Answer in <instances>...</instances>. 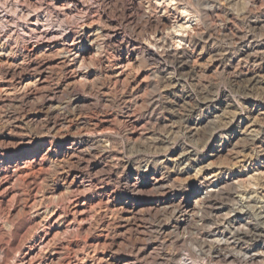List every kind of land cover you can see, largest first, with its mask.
Listing matches in <instances>:
<instances>
[{"label": "rangeland", "instance_id": "1", "mask_svg": "<svg viewBox=\"0 0 264 264\" xmlns=\"http://www.w3.org/2000/svg\"><path fill=\"white\" fill-rule=\"evenodd\" d=\"M143 1L0 0V264H101L103 257L114 264H209L199 246L204 240L176 233L171 212L160 211L162 191L149 193L159 179L184 199L222 187L223 197L209 202H223V215L244 211L237 218L246 228L252 220L246 214L264 207V60L239 56L252 43L264 50V0H183L190 17L181 18L193 22L183 34L164 31L168 50L150 41L158 25L149 22L148 8L157 0ZM162 1L155 3L159 15L168 6ZM129 16L141 23L128 22ZM85 23L110 39L99 41L103 51L89 50L81 71L87 79L78 80L60 69L55 53ZM117 28L121 40L109 36ZM131 46L139 50L136 64L119 79L117 59ZM181 52L190 59L184 70L174 63ZM40 70L47 77L42 85L36 82ZM245 77L256 80L249 86ZM66 85H75L77 96ZM183 114H191L190 123ZM197 123L200 132L190 133ZM75 174L86 178L88 191L70 183ZM129 177L145 184L143 193L126 187ZM69 197L78 204L75 213ZM120 203L144 211L127 226L122 220L132 215L116 212ZM38 214L47 218L43 226L33 223ZM207 215V228L215 227L219 219L210 210ZM107 222L118 232L105 231ZM166 226L172 229L163 232ZM252 245L247 240L241 248Z\"/></svg>", "mask_w": 264, "mask_h": 264}, {"label": "bare ground", "instance_id": "2", "mask_svg": "<svg viewBox=\"0 0 264 264\" xmlns=\"http://www.w3.org/2000/svg\"><path fill=\"white\" fill-rule=\"evenodd\" d=\"M9 1V0H7ZM13 1V0H12ZM128 1V0H127ZM153 1V0H151ZM157 1H162V0H157ZM157 1L155 3H157ZM165 1L168 6H171L172 8V3H175L176 6L174 8V10H171L170 7H166L164 6L163 9H164V13L163 15H159V12L158 10L160 11V9L154 4H152L150 2V7L148 8L149 9V12H148V20L149 22H151L150 20H154L157 22V25L158 27L161 26L162 27V30L163 31H159L158 30V27L157 29H155V31L152 33V40L151 41V44L156 48V49H167L168 47H172L170 46V42L171 40L168 38L169 35H167L164 31L165 30H172L174 29L173 31H176V33H182L183 32L185 33V31L187 29H189V27L191 26V22L192 21V18H188L187 21L183 22V17H184V14L186 15V17H190V13H189V10L188 8H186L185 6H183L184 4L186 3H182L183 0H163ZM162 1V2H163ZM16 3H19V1H15ZM126 2V0H125ZM129 2L133 5H135L137 2H144L143 0H129ZM160 2V3H162ZM23 3V2H22ZM21 3V4H22ZM147 3V2H145ZM164 3V2H163ZM164 3V5L166 4ZM20 4V3H19ZM128 4V3H127ZM148 4V3H147ZM159 4V3H158ZM166 4V5H167ZM170 4V5H169ZM174 4V5H175ZM142 5V3H141ZM143 6V5H142ZM149 6V5H148ZM159 7H162V6H159ZM147 8V7H146ZM145 9V8H144ZM162 9V8H161ZM209 9V8H208ZM139 10V9H138ZM144 11V10H143ZM192 12V11H191ZM143 13V12H142ZM132 14V13H131ZM130 14V15H131ZM162 14V13H161ZM194 14V13H192ZM134 15V14H133ZM182 16V18H181ZM68 17V16H67ZM92 17V16H91ZM139 17H142V16H139ZM144 17V16H143ZM196 17V16H195ZM194 17V18H195ZM100 18V17H99ZM89 19V18H88ZM92 19V18H91ZM125 19L130 22V23H136L138 20V18H134V16H129L128 18L125 17ZM145 19V18H144ZM144 19H140V20H144ZM97 20V18H96ZM95 20V21H96ZM102 20V19H101ZM148 20H145V21H148ZM95 21H92L93 23H96ZM100 21V20H99ZM124 21V20H122ZM144 21V22H145ZM84 22V21H83ZM86 22V21H85ZM105 22V21H104ZM141 23V21H138V23ZM100 23V22H99ZM137 23V25H138ZM97 24V23H96ZM106 24V22H105ZM111 24V23H110ZM98 25V24H97ZM95 25V26H97ZM136 25V26H137ZM142 25V24H141ZM101 26V25H99ZM107 26V25H106ZM109 26V25H108ZM107 26V27H108ZM111 26V25H110ZM140 26V25H139ZM144 26V25H143ZM153 26V25H152ZM81 27V26H80ZM104 27V26H103ZM101 28V27H100ZM109 28V27H108ZM115 28V27H114ZM119 28V27H118ZM118 28L117 29H114V31H112V33L109 35L110 37L112 38H115L117 40H121V33L118 31ZM136 28V27H135ZM138 28V27H137ZM141 28V27H140ZM99 29V28H98ZM107 29V28H106ZM105 29V30H106ZM121 28H119L120 30ZM144 29V28H142ZM253 29V28H252ZM153 30V29H152ZM81 33L75 38H73V41L70 42V43H66L62 45V47L58 50H56V60H58V66L60 67V69H66V70H70L69 73H72L73 74V77L75 79H87V76L85 75V72H83V68H86V63L88 61V57L90 56H87L89 50H91V48H93L94 46H97L98 48L101 49V45H98L99 41H102V38H104V30L98 32L97 30H94L93 28V25L92 24H83L82 28H81ZM109 32V31H108ZM142 32V31H141ZM104 33V34H103ZM139 33V32H138ZM144 33V32H142ZM170 34V32H169ZM174 34V33H173ZM172 34V35H173ZM123 36V35H122ZM175 36V35H174ZM107 38V37H106ZM109 38V37H108ZM107 38V39H108ZM149 38V37H148ZM105 39V38H104ZM105 39V40H107ZM110 39V38H109ZM151 39V38H150ZM176 39L179 40V43H182L183 39L182 38H177ZM109 41V40H108ZM125 41V40H124ZM144 41V40H143ZM170 41V42H169ZM206 41V40H205ZM105 42V41H104ZM122 42V41H121ZM140 42V41H138ZM239 43V42H238ZM101 44V43H100ZM137 44V43H136ZM172 44V43H171ZM103 45V43H102ZM138 45V44H137ZM243 45V44H242ZM244 47V48H243ZM241 50L239 51V56L240 57H244L247 59V61L249 62H257V61H263L264 60V50H263V47H261V45H256L254 43H252L251 45H244ZM96 48L97 52L96 53V57L99 55L98 54V51L99 49ZM140 48V47H139ZM145 48V47H144ZM153 48V47H152ZM155 49V50H156ZM95 50V49H94ZM102 50V49H101ZM143 50V49H142ZM168 50V49H167ZM171 50V49H170ZM103 51V50H102ZM147 51V50H146ZM154 51V50H153ZM152 51V53H153ZM35 52V51H34ZM169 52V51H168ZM184 52V51H183ZM186 52V51H185ZM30 53V56L32 55L33 53V50H30L29 51ZM101 53V52H100ZM128 53L129 55L125 58H120V59H117L118 62H117V66H116V70L117 71V78H122L124 76V73L125 71H127V69H129L130 67L133 68L132 66L135 63V58L134 56H138L139 54V50L138 48H135V46H131L128 47ZM182 53V52H181ZM187 53V52H186ZM51 54V53H50ZM172 54V53H171ZM49 55V54H48ZM148 55V54H147ZM152 55V54H151ZM173 55V54H172ZM176 55V53H175ZM227 55V54H226ZM93 56V55H92ZM100 56V55H99ZM158 56V55H157ZM160 56V55H159ZM221 56V55H220ZM52 57V56H51ZM140 57V56H139ZM151 57V56H150ZM166 57V56H165ZM168 57V56H167ZM174 57V55H173ZM227 57V56H226ZM94 58V57H92ZM119 58V57H118ZM138 58V57H137ZM54 59V58H53ZM96 59V58H94ZM93 59V60H94ZM151 59V58H150ZM90 60V59H89ZM222 60V59H221ZM174 61V60H172ZM91 63V62H90ZM89 63V64H90ZM178 68L180 70H184L188 64L190 63V59L189 57H186L185 55H176V59H175V62H174ZM94 64V62H93ZM225 65V64H223ZM89 66H93L92 63L91 65ZM47 67V66H46ZM58 67V68H59ZM90 68V67H88ZM177 68V69H178ZM39 69V68H37ZM48 69V68H47ZM87 69V68H86ZM31 70H34V69H31ZM37 71V70H36ZM35 71V72H36ZM82 71V72H81ZM45 72V71H44ZM43 71H38V75H37V78H36V82L39 83V85H42L44 84L46 81H47V77L45 75ZM66 72V71H65ZM195 72V71H194ZM181 74V73H180ZM183 75V74H182ZM185 76V75H184ZM36 77V76H34ZM33 77V78H34ZM57 78V77H56ZM35 79V78H34ZM30 80V79H28ZM58 80V79H57ZM256 80V77H245L244 78V81H246L248 83V85H252V83ZM79 82V81H78ZM87 82V81H86ZM243 82V81H242ZM31 83V82H30ZM28 83V84H30ZM68 84H71V83H68ZM37 85V84H36ZM67 87H71V85H66ZM75 85H73V87H71V92L73 93L74 97L77 96V90L74 88ZM46 87V86H45ZM76 87V86H75ZM50 90V89H49ZM52 91V90H51ZM64 91H66L64 89ZM70 91V90H69ZM45 92H48L45 90ZM54 92V90H53ZM68 92V91H67ZM16 93V91H15ZM130 94V93H129ZM72 95V94H71ZM25 97V96H24ZM31 97V96H30ZM73 98V96H72ZM185 98V97H184ZM23 99V98H22ZM75 98H73L74 100ZM35 100V99H34ZM52 100V99H51ZM78 100V99H77ZM107 100V99H106ZM28 101V100H27ZM33 101V100H32ZM31 101V102H32ZM75 102H77L75 100ZM212 102V101H211ZM226 102V101H224ZM210 103V102H209ZM204 104V103H203ZM191 109V108H190ZM195 109V108H194ZM177 110V109H176ZM181 110V109H180ZM186 111V110H185ZM189 112V111H188ZM193 111H191L192 113ZM196 112V111H195ZM199 112V111H198ZM179 113V112H178ZM179 115H182V114H179ZM184 115V114H183ZM193 115V114H192ZM177 116V114L175 115ZM127 117H128V121H130L131 123H134V119H135V116L133 115V113H131V111L127 112ZM126 117V118H127ZM193 117V116H192ZM180 118V116H179ZM183 122H185L186 124L190 123L191 122V114H188V115H184L180 118ZM179 120V119H178ZM180 122V121H179ZM175 124V123H174ZM196 125V124H195ZM201 124L197 123V126L193 127V126H190L188 127V130L190 133H193V132H197L200 130V126ZM172 126V125H171ZM170 126V127H171ZM219 128V127H218ZM215 129V128H214ZM172 131V130H171ZM188 132V131H187ZM200 132V131H199ZM193 133V134H195ZM198 133V132H197ZM192 134V135H193ZM198 135V134H197ZM154 140V139H153ZM152 144V143H151ZM150 144V145H151ZM157 146V145H156ZM89 151V150H88ZM114 151V150H113ZM75 152V151H74ZM110 152V151H109ZM65 153V152H64ZM70 151L67 152L65 154V156H69L70 155ZM185 155V154H184ZM73 156V155H71ZM70 156V157H71ZM81 158V157H80ZM69 159V157H68ZM64 161V160H62ZM61 161V162H62ZM68 161V160H67ZM66 162V160H65ZM125 162V161H124ZM71 163V162H70ZM120 163V162H119ZM26 164V163H25ZM56 165V164H55ZM126 167V166H125ZM99 168V167H98ZM121 168V167H120ZM129 169V168H128ZM97 170V169H96ZM101 170H104V169H101ZM113 170V168H112ZM100 172V170H98ZM108 171V170H107ZM95 172V171H94ZM98 172V173H99ZM111 172V171H110ZM107 174V173H106ZM124 174V173H123ZM136 174V173H135ZM108 175V174H107ZM112 175V174H111ZM121 175V174H120ZM127 175V174H126ZM123 176V175H122ZM167 176V175H166ZM169 176V175H168ZM108 177V176H107ZM70 177H65V181L67 182L69 180ZM72 182H70L72 185L74 184H78L79 183V186L83 189H87V187L85 186V182H86V178L85 177H82L78 174H75L73 177H72ZM115 178V177H114ZM117 178V177H116ZM124 178V177H123ZM122 178V180H123ZM162 178V177H160ZM164 179V177H163ZM114 180V179H113ZM154 180V179H153ZM168 180V179H167ZM88 181V180H87ZM115 181V180H114ZM117 181V180H116ZM119 182V180H118ZM123 182V181H122ZM126 182V187L134 192V193H141V191L144 189V186L145 184L140 182L139 179L137 177H129L127 179ZM152 182V181H151ZM66 184V183H65ZM70 184V185H71ZM120 184V183H119ZM208 184V183H207ZM209 184H212V183H209ZM216 184V183H215ZM149 186H151V189H149V193L152 192L153 194V191L150 192V190H155L157 189L158 192L159 190L162 191L161 192V195H163V199L162 200H159L158 203L159 205L161 206L160 208V211L163 210L164 211H170L172 216L174 218H172V216H170L172 219H174V223H173V226L172 228L176 231V233L178 232V234H180L181 236H183V234H191L193 236H191L192 238H194L195 240V236L200 239L201 238V241L202 239L204 240L203 242L200 243V247L202 249H206V251L208 252L209 254V264H227V263H231L234 261H238L240 262L241 264H264V207H259V209L257 210L256 208H254L256 211H255V214L252 215V214H246L248 216V219H252L250 220V222H248V227L246 228L244 224H241V222L245 219H243L241 216L237 218V215L238 214H243L244 211H237V207L236 209H233V210H236L237 211V214H235L233 217L230 216V215H223V210L224 208L221 207V204L220 203H223V202H220V203H211V201L209 202L210 198L211 197H217L218 195H222V187L220 188V190L218 191H215L216 193L215 194H211L209 193L208 191L207 192H202L200 194H197V195H194L192 198H189V199H184V198H181L178 194L176 193H173L174 190L172 186H170L169 184L165 183L162 179L160 180H156L155 182H153L152 184H150ZM228 186V185H227ZM70 187V186H69ZM77 187V186H76ZM92 187V186H90ZM125 187V186H124ZM225 187V186H223ZM78 188V187H77ZM89 189V188H88ZM88 189L86 191H88ZM92 189V188H91ZM82 190V189H81ZM70 191V190H69ZM156 191V190H155ZM225 191V190H223ZM231 191V189H230ZM237 191V189L235 190ZM84 192V191H83ZM238 192V191H237ZM133 193V194H134ZM143 193V191H142ZM148 193V192H147ZM232 193V192H231ZM234 193V192H233ZM132 195V194H131ZM136 195V194H135ZM227 195V194H226ZM234 196L236 195L233 194ZM231 196V195H230ZM109 197V195H108ZM223 197V195H222ZM71 198V197H69ZM73 198V197H72ZM69 199L68 203L70 202L71 204V207H73V212L77 211L75 210V208L78 206V204H76V202H74V199ZM220 198V197H219ZM218 198V199H219ZM256 198V197H255ZM109 199V198H108ZM138 199V198H137ZM222 199V198H220ZM228 199V198H227ZM231 199V198H230ZM245 200H247L246 198H244ZM254 199V198H253ZM76 200V199H75ZM212 200V198H211ZM217 200V198H216ZM235 200V199H234ZM252 200V199H251ZM110 201V200H109ZM114 201V200H113ZM255 201V200H254ZM156 202V201H155ZM218 202V201H217ZM228 202V201H227ZM234 202V201H233ZM247 202H251V201H247ZM34 203V202H33ZM114 203V202H113ZM129 203V202H128ZM128 203H120L118 206H115V211H126V213L128 212L130 215H132L131 217H128L126 219H119L120 221H124L126 223L127 226H129L131 223L130 221H133L134 220V216L135 215H138L139 213L143 212L141 210V212H138V210L135 208V206H132V207H128ZM208 203V204H207ZM226 203V202H225ZM229 203V202H228ZM244 203V202H243ZM69 204V205H70ZM80 204V203H79ZM135 204V203H134ZM207 204V205H206ZM251 204V203H250ZM253 204V203H252ZM68 205V206H69ZM115 205V204H114ZM133 205V204H132ZM137 205V204H136ZM140 205V204H139ZM223 205V204H222ZM238 205V204H237ZM40 206V205H38ZM67 206V207H68ZM85 206V205H84ZM246 206H249V205H246ZM251 206V205H250ZM253 207H256L255 205ZM69 208V207H68ZM233 208V207H232ZM247 208V207H246ZM39 209V208H38ZM71 209V208H70ZM228 209V208H227ZM231 209V208H230ZM229 209V210H230ZM241 209V208H240ZM245 209V208H244ZM249 209V208H248ZM247 209V210H248ZM113 210V209H112ZM209 210L210 212L212 213V216L214 215L215 218L219 221L217 222V224L215 223V227L213 228H207L208 226V220H207V217L206 215L209 213ZM252 210V209H251ZM251 210H249L251 212ZM111 211V210H110ZM157 211V210H156ZM74 212V213H75ZM121 212V213H122ZM138 212V214H137ZM146 212V211H145ZM162 212V211H161ZM234 212V211H232ZM44 213V212H43ZM119 213V212H118ZM118 213H115V214H118ZM124 213V212H123ZM37 214V213H36ZM42 214V213H41ZM41 214H38L36 216V219L33 221L34 225L37 226V224H40L42 225L41 223H46L47 222V218H46V213H44L46 216L41 215ZM120 214V213H119ZM163 214V213H162ZM105 215V214H104ZM169 215V214H168ZM210 215V214H209ZM251 215H252V218H251ZM208 216V215H207ZM230 216V217H229ZM100 217V216H99ZM49 218V217H48ZM133 218V220H132ZM213 218V217H211ZM231 218H233V220H231ZM34 219V218H33ZM40 219V222L38 221ZM103 219V218H102ZM208 219L210 220V217H208ZM247 219V218H246ZM75 220V219H74ZM213 220H215L213 218ZM212 220V221H213ZM216 220V221H217ZM254 221V222H253ZM98 222V220H97ZM193 222V224H192ZM245 222V221H244ZM72 223V222H71ZM101 223H104L102 222L101 220ZM101 223H99L98 225H100ZM170 223V222H169ZM32 224V223H31ZM30 224V225H31ZM97 224V223H96ZM119 224V223H117ZM191 224L193 226H191ZM211 224V223H210ZM233 225V228H224L225 225ZM44 225V224H43ZM42 225V226H43ZM120 225V224H119ZM169 225V224H168ZM123 226V225H122ZM121 226V227H122ZM30 227V226H29ZM71 227V226H70ZM103 228H105V231L108 230L109 232H111V230L115 231V232H118V229L116 228V225H115V222H107L105 224L102 225ZM102 227H101V230H102ZM118 227V226H117ZM39 228V227H38ZM41 228V226H40ZM69 228V227H68ZM100 228V227H99ZM120 228V227H119ZM170 226H166L165 229H162L163 232H166V231H169L170 229H172ZM32 229V228H30ZM72 229V228H71ZM125 229V228H124ZM132 229V228H131ZM104 230V229H103ZM173 230V231H174ZM33 231V230H32ZM37 231V230H36ZM67 231V230H65ZM69 231V230H68ZM75 231V230H73ZM127 231V230H126ZM71 232V231H69ZM76 232V231H75ZM124 232V231H123ZM129 232V231H128ZM67 233V232H66ZM65 233V234H66ZM74 233V232H73ZM113 233V232H112ZM111 233V234H112ZM127 232H125L126 234ZM30 234V233H29ZM168 234V233H166ZM68 235V234H67ZM117 235V234H115ZM119 235V234H118ZM114 236V235H113ZM112 236V237H113ZM187 236V235H186ZM123 237H124V234H123ZM190 237V236H188ZM107 238V237H106ZM117 238V237H115ZM185 238L184 237H179L178 239V243L180 245H183L185 243V241L183 240ZM120 239H123V238H120ZM105 240V238H104ZM124 240V239H123ZM122 240V241H123ZM177 240V238H176ZM189 240V243H190V239ZM252 241L253 245L252 247H247L248 249H243L241 248V243L245 241ZM126 241V240H125ZM187 241V240H186ZM198 241V240H197ZM232 241V242H230ZM99 243V242H98ZM197 243V242H196ZM250 243V242H249ZM121 244V243H120ZM126 244V242H125ZM248 244V242L246 243ZM102 245V246H101ZM100 246L103 247L105 244H101ZM111 245V244H110ZM245 245V244H244ZM97 246V245H96ZM107 246V245H105ZM104 246V247H105ZM121 246V245H120ZM137 246V245H135ZM154 246V245H153ZM190 246V245H189ZM110 247V246H109ZM99 248V247H98ZM112 248V247H111ZM138 248V247H137ZM96 249V248H95ZM110 249V248H109ZM149 249V248H148ZM154 249V248H153ZM201 249V250H202ZM112 250V249H111ZM140 251V250H139ZM110 252V250H109ZM112 252V251H111ZM197 254V253H196ZM200 254V253H199ZM207 255V254H205ZM192 257V256H191ZM101 260L102 262H104L105 264H114L112 262V259H107V258H101L99 259ZM98 260V261H99ZM100 261V262H101ZM115 261V260H114ZM96 263V262H95ZM104 263H101V264H104ZM93 264V263H92ZM99 264V263H98Z\"/></svg>", "mask_w": 264, "mask_h": 264}]
</instances>
